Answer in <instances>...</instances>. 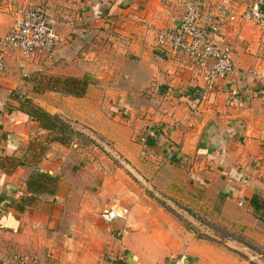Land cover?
I'll return each instance as SVG.
<instances>
[{"label": "crops", "instance_id": "0c3cea01", "mask_svg": "<svg viewBox=\"0 0 264 264\" xmlns=\"http://www.w3.org/2000/svg\"><path fill=\"white\" fill-rule=\"evenodd\" d=\"M223 1L236 19L223 21L214 38L233 43L234 71L201 95V73L159 49L149 27L175 26L187 3L215 14ZM20 2L0 0V38L8 34L16 7L25 5ZM249 2L264 10V0H54L46 11L61 19L54 27L60 43L31 57L13 53L0 72V264H9L16 252L45 257L49 264H86L85 254L82 258L77 251L82 249L76 236L81 226L75 224L89 225L97 209L108 210V195L95 187L97 179L77 183L80 174L100 175L96 164L68 163L69 153H57L67 144L53 140L55 132L20 110L27 108L24 100L30 95L23 86L30 83L34 95L62 96V110L37 107L68 124L75 113H91L101 127L107 120L103 113L115 112L117 120L126 114L139 133L146 129L154 140L143 144L147 156L139 165L144 171L163 157L156 169L176 198L264 246V215L250 205L253 195L264 203V30L244 17ZM106 71L119 80L126 77L135 88L91 84L81 98L86 108L79 111L72 109V96L35 88L44 73L82 77L94 72L104 78ZM115 93L109 103L105 95ZM118 123L107 126L116 150L141 160L139 148L131 146L133 130L123 131ZM168 171L175 177L169 179ZM75 256L82 259L68 263Z\"/></svg>", "mask_w": 264, "mask_h": 264}, {"label": "rangeland", "instance_id": "374dc122", "mask_svg": "<svg viewBox=\"0 0 264 264\" xmlns=\"http://www.w3.org/2000/svg\"><path fill=\"white\" fill-rule=\"evenodd\" d=\"M20 1L26 7H39L43 10L53 9L52 5L54 4V0ZM156 27L166 28L161 25ZM13 53L16 52H12L9 56ZM170 55L174 56L180 64L188 66L189 70L202 74L201 70L192 66L186 55L181 53ZM31 56L33 54L26 57ZM124 70L127 72L126 67ZM106 73L108 77L104 78H97L94 72H89L87 75L94 80L92 85L98 89L111 86L112 88L118 87L119 90L135 88V85L129 84L130 81L126 77L119 80L114 77L115 72L106 71ZM50 75L44 73L40 77ZM202 86H205L204 82ZM31 87V83L29 86H23L26 95H30L28 98L30 104L34 106H37L38 103L45 106L49 104L54 105L57 109H63L65 102L61 98L62 96L53 97L48 93L34 95ZM200 90L202 95L205 89L200 87ZM82 97H70L73 111L86 108L85 104L83 105L81 102ZM115 97H117L116 93L113 96L112 94L105 95L109 103H112ZM103 114L107 119L101 120L103 127L98 125L99 121L94 120L91 113H85L87 116L75 113L69 124L55 114L69 130L64 132L67 137L66 149L57 153H69L67 158L70 164L84 159L85 168L94 167L93 164H96L101 171L100 175L80 174L73 178L77 177L79 184L85 181L91 183V180L95 182L97 179L95 187L102 186L108 195L107 205L104 208L117 207L122 213L121 218L107 222L103 216L104 212L97 209L91 224H75V226H81V229H77L76 236L81 238L78 241L84 247L79 244L82 249L77 251L82 254V258L85 254L86 264H115L118 260L124 259L127 264H264L263 245L259 246L255 239L245 236L223 222L208 218L199 209L191 208L188 203L179 200L180 197L176 198L175 190L167 186L166 178L159 175L160 169H156L162 167V163L158 164V162H164L163 157L161 160H156L157 163H153L149 170L144 171L141 168L139 164L145 162L144 156H147L146 146L143 145L144 143L147 145L148 136L144 134L146 129L143 133L142 131L139 133L133 126L134 123L132 124L124 113L120 120L116 119L117 113L115 112L108 111ZM108 121L111 124L119 122L118 124L124 125L120 128L123 131L133 130L131 146L140 149L136 153L143 157L141 160L134 162L133 159L129 160V157H125L128 156L126 153L122 152V154L116 150V140L114 141L112 129L107 127L110 126ZM160 140L163 141L162 138ZM118 144L116 143V147H123V144L119 142ZM132 153L134 154L132 157H134L136 153ZM63 171L67 172V169L64 167ZM167 174L170 176L172 174L169 179L176 175L170 171ZM184 201H186V197ZM86 226L87 234L84 233ZM14 254L12 253L10 256ZM18 254L49 264V260L45 257L34 254ZM82 258L75 256L69 259L68 263H78Z\"/></svg>", "mask_w": 264, "mask_h": 264}, {"label": "built area", "instance_id": "2783aa9c", "mask_svg": "<svg viewBox=\"0 0 264 264\" xmlns=\"http://www.w3.org/2000/svg\"><path fill=\"white\" fill-rule=\"evenodd\" d=\"M16 16L8 34L0 38V72L6 58L12 52L24 56L38 52H50L59 43L60 38L53 30L61 20L43 9L16 7ZM244 17L252 21L259 29L264 30V10L258 2L246 4ZM64 19V18H63ZM235 14L228 11L223 1L216 7L215 14L205 13L194 4L187 3L185 9L173 27L150 26L156 40V46L170 54H184L192 66L202 71L206 91L212 90L217 82L234 71L231 52L233 43L229 40L219 42L214 36L219 35L221 24L227 20L235 21ZM241 205V202H239ZM110 222L121 218L117 207L108 208L103 214ZM9 264H44L41 260L15 253L10 256Z\"/></svg>", "mask_w": 264, "mask_h": 264}, {"label": "trees", "instance_id": "16d2710c", "mask_svg": "<svg viewBox=\"0 0 264 264\" xmlns=\"http://www.w3.org/2000/svg\"><path fill=\"white\" fill-rule=\"evenodd\" d=\"M94 82L90 79L89 75L85 74L82 77H72V76H54L50 75L48 77H40L36 79V86L39 91H54L65 95H71L75 97H82L85 95L86 90L90 84ZM26 109L20 106V110L26 113L30 120L39 122L42 128L49 130L50 132H55L53 140L58 141L62 144L66 142V134L64 132L67 130L66 124L59 120L55 115L48 113L40 107L34 106L29 103L28 99L24 100ZM59 135H56L58 134ZM147 145H153L154 140L151 137L147 138ZM175 160L173 159V162ZM250 205L252 206L255 213H260L264 215V203H261L258 199V195H253L250 199ZM17 253V252H16ZM115 264H123L117 261Z\"/></svg>", "mask_w": 264, "mask_h": 264}]
</instances>
